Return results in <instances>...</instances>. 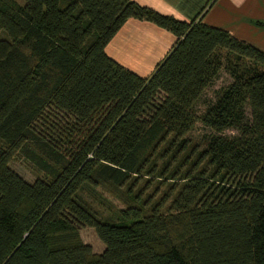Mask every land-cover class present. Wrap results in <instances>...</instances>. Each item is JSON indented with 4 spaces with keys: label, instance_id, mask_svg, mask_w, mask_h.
Masks as SVG:
<instances>
[{
    "label": "trees",
    "instance_id": "obj_1",
    "mask_svg": "<svg viewBox=\"0 0 264 264\" xmlns=\"http://www.w3.org/2000/svg\"><path fill=\"white\" fill-rule=\"evenodd\" d=\"M210 2L183 21L132 0H0V264H264V52L201 22ZM127 18L174 36L144 77L104 52ZM21 151L31 181L9 166Z\"/></svg>",
    "mask_w": 264,
    "mask_h": 264
},
{
    "label": "crops",
    "instance_id": "obj_2",
    "mask_svg": "<svg viewBox=\"0 0 264 264\" xmlns=\"http://www.w3.org/2000/svg\"><path fill=\"white\" fill-rule=\"evenodd\" d=\"M158 13L189 21L207 0H132ZM200 21L226 30L264 52V0H211ZM174 41L151 22L127 18L104 46L105 54L139 76H147Z\"/></svg>",
    "mask_w": 264,
    "mask_h": 264
},
{
    "label": "rangeland",
    "instance_id": "obj_3",
    "mask_svg": "<svg viewBox=\"0 0 264 264\" xmlns=\"http://www.w3.org/2000/svg\"><path fill=\"white\" fill-rule=\"evenodd\" d=\"M14 1H16L20 5L24 3V0H14ZM228 81H229V77L226 75V73L223 71H220L218 76L212 81V83L203 90L201 96L198 98L197 102L195 103V106H194L195 111L197 113L201 112L203 110V106L205 102L213 100L215 91H217L220 87L225 85ZM41 131L43 134L48 135L47 134L48 130L44 126L41 128ZM208 133H210V130L203 127L199 122H196L194 126L192 127V129L187 133L186 136L188 137L189 141L192 142V145L195 144L196 147L199 148L203 141V137L207 135ZM234 133L235 131L233 129H224L220 132V134L224 136H231ZM9 166L17 174H19L23 179L27 181H31L36 176L41 175L34 161L30 159L29 157H27L25 153L22 151L13 155L12 159L9 162ZM100 192L113 205L117 207H120L122 205L114 197L106 194L103 191H100ZM79 235L81 237V240L84 243L88 244L94 253H99L103 249V244L96 237L91 227H87V226L80 227Z\"/></svg>",
    "mask_w": 264,
    "mask_h": 264
}]
</instances>
